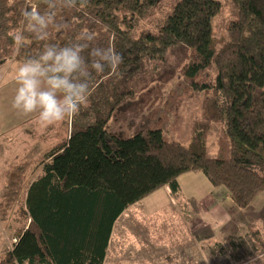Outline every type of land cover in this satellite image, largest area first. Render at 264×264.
<instances>
[{"label": "trees", "instance_id": "obj_1", "mask_svg": "<svg viewBox=\"0 0 264 264\" xmlns=\"http://www.w3.org/2000/svg\"><path fill=\"white\" fill-rule=\"evenodd\" d=\"M160 0H85L77 9H56L46 41L27 31L21 12L42 0H0V64L25 61L47 42L62 44L91 33L99 47L112 46L123 63L112 72L92 74L88 106L68 120L66 135L43 153L41 172L25 196V227L0 264H103L116 219L129 207L168 186L178 193V177L202 173L213 186L224 187L235 210L247 208L264 190V0H223L234 10L226 37L216 46L212 20L220 0H172L155 30L142 27ZM24 31L25 46L14 51L13 33ZM188 59L184 75L205 91L201 118L190 123L186 144L168 139L159 127H138L132 135L107 128L119 105L154 79L146 64ZM213 66L211 79L195 77ZM150 72H153L152 70ZM195 79V80H194ZM222 134L214 156L206 154L210 123ZM32 161L13 162L0 195V219L17 202ZM7 173V172H6ZM260 228L223 236L225 264H242L264 256V203Z\"/></svg>", "mask_w": 264, "mask_h": 264}, {"label": "rangeland", "instance_id": "obj_2", "mask_svg": "<svg viewBox=\"0 0 264 264\" xmlns=\"http://www.w3.org/2000/svg\"><path fill=\"white\" fill-rule=\"evenodd\" d=\"M220 1L222 2L221 10L212 20L216 46H219L225 39L226 24L235 15L229 3ZM171 2L172 0H160L148 16L142 20V27L155 30ZM187 61L188 59H182L180 63H177L174 54L169 53L164 62L146 64L147 75H152L154 79L139 90L135 96L128 98L118 106L108 121L107 128L124 136L132 135L141 126L159 127L168 139L186 144L190 135V123L192 120L201 118V103L207 94L205 91L195 89L191 79L184 75ZM23 62L16 56H12L0 64V195L7 182V174L12 172L7 168L11 167L13 162L29 160L33 163L25 176L17 202L7 210L4 220L0 219V258L12 248L19 231L26 225L27 218L20 214V210L25 209L26 189L29 183L41 172V166L36 164L39 157L60 141L68 129L66 123L68 120L53 126L41 127L35 114L24 115L13 108L12 101L17 87L13 77L17 66ZM151 70L153 72H150ZM213 74L214 68L210 66L198 74L195 79L197 81L201 78L211 79ZM221 134L222 125L212 121L206 134V154L208 156L215 155L217 140ZM154 199L163 201L167 198L164 191L160 190L141 203L146 204V201ZM139 209L140 203L137 202L125 211L127 217H124L127 221L132 220L136 228L135 219L141 218ZM253 223L256 224L255 221ZM178 226L189 231L186 222L177 225L171 217L159 228L164 233H169ZM136 228L134 229L136 230ZM122 233L121 225L115 231V242L111 243V255L106 264H150L143 262L145 259L143 255L126 253L129 241L117 242L119 238H122ZM181 236L183 235L181 234ZM194 242L204 244V242L201 243V239L194 240ZM114 251L116 252L114 253ZM176 257L178 256L165 255L163 260L158 257V260H154L151 264L184 262L182 257ZM203 257L202 254L194 256L197 261Z\"/></svg>", "mask_w": 264, "mask_h": 264}, {"label": "crops", "instance_id": "obj_3", "mask_svg": "<svg viewBox=\"0 0 264 264\" xmlns=\"http://www.w3.org/2000/svg\"><path fill=\"white\" fill-rule=\"evenodd\" d=\"M177 181L178 193H173L165 186L147 196L150 197L162 190L167 199L163 201L154 199L146 201V204H142L141 201H145L147 197L138 201L141 218L135 219L137 228L132 220L127 221L124 218L127 217L126 210L116 219L103 264H106L111 255V243L115 242V231L121 225L122 238L117 242L129 241L126 253L143 255L145 258L143 262L150 264L158 260V257L163 260L165 255H175L178 256L176 258L182 257L184 260L174 264H225L226 252L217 250L215 243L223 236L244 235L251 229L260 228L258 211L264 203V190L247 208L239 211L234 209L227 190L213 186L202 173H183ZM169 217L173 218L177 225L186 222L189 231L178 226L175 230L164 233L159 226L167 222ZM200 239L204 244L194 242ZM198 254L204 257L197 261L194 256ZM242 264H250V261ZM256 264H260V261L257 260Z\"/></svg>", "mask_w": 264, "mask_h": 264}, {"label": "clouds", "instance_id": "obj_4", "mask_svg": "<svg viewBox=\"0 0 264 264\" xmlns=\"http://www.w3.org/2000/svg\"><path fill=\"white\" fill-rule=\"evenodd\" d=\"M47 11L33 6L22 10L27 31L36 40L46 41L49 29L66 27L56 21V9H77L85 0H42ZM14 51L19 54L25 46L24 31L13 33ZM91 33H81L79 39L68 38L59 44L47 42L36 56L27 58L16 68L13 81L16 91L14 109L33 115L41 127L73 119L81 108L87 107L91 96L92 74L106 69L115 72L123 63V55L114 47H99ZM150 67V66H147ZM264 264V256L256 254V261Z\"/></svg>", "mask_w": 264, "mask_h": 264}]
</instances>
